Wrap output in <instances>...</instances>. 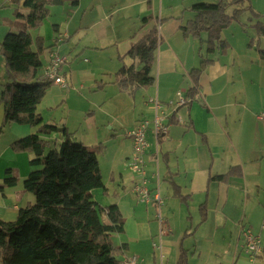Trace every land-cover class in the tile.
Returning a JSON list of instances; mask_svg holds the SVG:
<instances>
[{
  "label": "crops",
  "instance_id": "1",
  "mask_svg": "<svg viewBox=\"0 0 264 264\" xmlns=\"http://www.w3.org/2000/svg\"><path fill=\"white\" fill-rule=\"evenodd\" d=\"M20 1L16 9L15 0L0 3V41L6 30L14 24L20 29L25 22L28 9L20 7ZM199 2L78 0L75 6H51L41 26L29 30L33 38H43V64L49 50L66 57L59 67L65 85L52 83L37 113L45 122L66 127L72 137L83 125L77 138L86 146L105 145L99 155L104 187L92 190V195L101 205L115 203L123 218V232L111 236L115 245H125L121 263L137 255L141 264H176L184 248L188 264H264V118L257 117L264 110V58L258 53L264 35L257 37L251 26L255 21L264 24V0H245L242 5L250 10L222 32L230 48L223 54L204 55L200 39L184 37L179 29L193 17L190 6ZM4 7L11 9V15ZM15 10L21 15L16 16ZM119 12L136 21L130 24L123 18L116 25L113 19ZM147 15L150 19L143 21ZM154 25L161 40L151 70L153 85L121 86L115 73L122 63L140 68L136 59L121 61L122 56ZM202 56L211 61L198 75V98L176 106L178 93L189 97L187 90L195 85L190 70ZM6 81L0 56V89ZM151 98L160 103L167 124V132L158 138L149 125L144 156L148 187L158 186L163 199L160 214L168 227L163 235L154 205L134 194L137 176L127 164L132 151L128 132L137 121L152 120ZM1 119L0 103V123ZM36 132V126L11 123L0 133V185L4 178L15 176L14 185L0 190L2 220H13L19 208L34 202V195L22 185L33 152H14L10 145ZM44 137L53 143L63 139L59 133ZM231 167H238L241 174L225 181L213 178ZM175 186L187 200L174 194ZM202 203L206 215L201 221ZM243 226L259 237L262 250L254 259L242 249Z\"/></svg>",
  "mask_w": 264,
  "mask_h": 264
},
{
  "label": "trees",
  "instance_id": "2",
  "mask_svg": "<svg viewBox=\"0 0 264 264\" xmlns=\"http://www.w3.org/2000/svg\"><path fill=\"white\" fill-rule=\"evenodd\" d=\"M15 1L18 4L19 0ZM244 1L216 0L192 4L190 11L193 17L179 28L181 34L184 37H198L205 45L206 54L225 53L230 44L223 38L222 32L232 21L239 22L243 12L250 10L249 6L242 5ZM65 3L75 6L78 0L20 1V6L28 9L25 22L18 31L5 33L0 41V56L3 57L7 75V81L1 84L0 89V133L11 123L37 127L36 133L19 138L10 145L14 152H33L29 161L31 170L22 185L25 192L34 195V202L19 208L13 220L0 219V264H121L120 256L125 250L124 244L115 245L111 239L113 234L123 232V218L116 204L101 205L92 195V190L104 187L99 155L103 153L105 145L90 147L73 141L66 127L45 122L36 111L53 82L42 74L43 38L41 35L33 38L29 30L41 26L51 6ZM232 5L235 7L228 13L227 8ZM250 14L257 19L258 15L253 11ZM15 15L21 14L15 10ZM149 19L150 15H147L143 21ZM251 26L257 37L264 35L262 22L255 21ZM202 34L204 39L201 38ZM160 40L154 25L131 45L121 61L124 58L136 59L140 68L122 63L115 73L121 86L153 85L155 78L151 70ZM258 53L264 58V48L259 49ZM210 61L202 56L199 65L190 70L195 85L187 90V95L192 97V101L196 96L198 75ZM51 133H59L63 137L57 147L56 143L44 137ZM236 174H241L240 169L231 167L225 174L213 178L225 181ZM14 184L15 176H8L1 183L0 190ZM149 191L159 192L158 186L149 188ZM174 194L187 200V195L181 194L177 186ZM205 215L206 209L202 203L201 221ZM176 264H188L184 248L180 249Z\"/></svg>",
  "mask_w": 264,
  "mask_h": 264
},
{
  "label": "built area",
  "instance_id": "3",
  "mask_svg": "<svg viewBox=\"0 0 264 264\" xmlns=\"http://www.w3.org/2000/svg\"><path fill=\"white\" fill-rule=\"evenodd\" d=\"M66 61L64 55H59L54 50H49L47 54V61L42 66V74L45 78L52 80L53 83L65 85L63 77L59 74V67L62 63ZM178 93V100L175 105L186 104L192 98ZM195 97L194 99H197ZM155 107V114L151 121L148 119L139 121L129 132L128 136L131 139L132 152L128 159V168L137 176V180L133 185V192L137 199L144 203H151L156 209V219L159 224V234L163 235L167 233L168 227L164 219L160 214V207L162 199L158 191L150 192L148 188V179L146 177V163H145V152L148 148V140L146 134L151 124L152 132L155 137L160 134H165L167 132V124L163 123V113L160 110V103L155 99L151 98ZM159 111V112H158ZM258 118H264V110L260 111L257 115ZM243 235V251L248 255L249 258H256L261 250L260 240L257 234H255L248 226L242 227ZM153 245L156 246L154 243ZM162 258V255H160ZM121 264H141V260L137 255L127 256Z\"/></svg>",
  "mask_w": 264,
  "mask_h": 264
},
{
  "label": "rangeland",
  "instance_id": "4",
  "mask_svg": "<svg viewBox=\"0 0 264 264\" xmlns=\"http://www.w3.org/2000/svg\"><path fill=\"white\" fill-rule=\"evenodd\" d=\"M198 1V0H197ZM200 1H202V2H214V1H216V0H200ZM0 3H3L2 2V0H0ZM13 5L14 6H16V7H13V8H17V3L15 2V3H13ZM66 6H68V5H66ZM20 7H22V6H20ZM23 8V7H22ZM229 11H230V13L232 12V9H233V7L232 6H229L228 8H227ZM4 10H8V12H9V14L11 15V9H9L8 7H4ZM5 11H3V13H4ZM5 13H7V11L5 12ZM1 15V14H0ZM0 18H1V16H0ZM123 18H126L128 21H129V23L131 24V22H135L136 21V18H134L132 21L129 19V18H131L132 19V16L131 17H124V13H117V15L116 16H114V19H113V21H115V24L116 25H119L120 23H122V21H123ZM10 19L12 20V17L10 16ZM231 24L232 25H234L235 23H233V21L231 22ZM10 26H12V24L10 25ZM237 26V25H236ZM13 28L11 29L12 31H18L19 29V27H18V24L17 25H13L12 26ZM11 30H8V31H11ZM7 30L4 32V34L5 33H7L8 32ZM251 32V29H249V33ZM247 33H248V30H247ZM253 33V32H252ZM202 38L204 39V35H202ZM262 40V44H261V48H264V38H262L261 39ZM249 41V40H248ZM254 44H255V42H254ZM242 48L244 49V50H246L247 49V47H246V45L245 46H242ZM250 48V47H249ZM200 53L202 54V55H204L205 54V45L202 43V47H201V51H200ZM122 65V64H121ZM141 120H143V119H141ZM141 120H139V121H141ZM144 120H146V119H144ZM139 121H137L136 122V124L139 122ZM135 124V125H136ZM134 125V126H135ZM83 126V125H82ZM82 126H81V128H79L77 131H75V136H73L72 137V134H71V139L73 140V141H79V139L77 138L78 137V135L81 133V130H82ZM53 136L54 135H56V134H52ZM52 143H53V141H51ZM54 143H56V147H57V144H58V141L57 142H55L54 141ZM132 152V151H131Z\"/></svg>",
  "mask_w": 264,
  "mask_h": 264
}]
</instances>
